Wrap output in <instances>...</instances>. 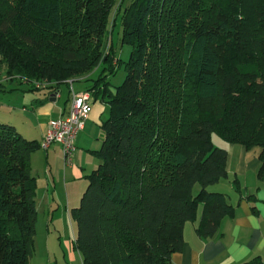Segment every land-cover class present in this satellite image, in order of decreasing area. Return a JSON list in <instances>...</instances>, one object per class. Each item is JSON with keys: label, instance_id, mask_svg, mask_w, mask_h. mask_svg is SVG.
Wrapping results in <instances>:
<instances>
[{"label": "trees", "instance_id": "16d2710c", "mask_svg": "<svg viewBox=\"0 0 264 264\" xmlns=\"http://www.w3.org/2000/svg\"><path fill=\"white\" fill-rule=\"evenodd\" d=\"M116 1L0 0V61L5 80L28 91L83 79V91L108 106L91 151L99 163L71 209L82 264H172L198 205L205 238L233 212L208 189L226 176L222 143L260 148L264 188V0L120 5L110 30L119 20L132 52L112 86L119 60L110 41L104 49ZM39 148L0 123V264H28L37 214L30 156Z\"/></svg>", "mask_w": 264, "mask_h": 264}, {"label": "crops", "instance_id": "0c3cea01", "mask_svg": "<svg viewBox=\"0 0 264 264\" xmlns=\"http://www.w3.org/2000/svg\"><path fill=\"white\" fill-rule=\"evenodd\" d=\"M5 82V78L0 81V88ZM90 84L83 79H73L71 86L62 84L64 87L60 85L53 92L31 91L22 93L19 99L3 100L0 116L4 120L0 123L13 125L23 137L35 139L40 144L49 121L66 113L70 104V88L81 92ZM13 89H10V95L15 94ZM24 96H29L27 101ZM107 110V104L92 98L84 128L75 136V151L70 165H65L57 143L31 154L35 207L40 199L43 210L51 211V220L58 206L71 203L74 207L78 203V194L86 185L84 176L98 165L99 160L91 151L100 147V124ZM222 145L227 150L226 176L208 189L224 193L233 206V212L219 221L215 234L205 238L196 233L201 214V205H198L195 220L187 221L183 226L182 249L171 255L172 264H241L255 258L264 264V188L256 176L260 148L253 146L247 149L228 143ZM249 195L252 197L247 198ZM36 212L37 220L38 210Z\"/></svg>", "mask_w": 264, "mask_h": 264}, {"label": "rangeland", "instance_id": "374dc122", "mask_svg": "<svg viewBox=\"0 0 264 264\" xmlns=\"http://www.w3.org/2000/svg\"><path fill=\"white\" fill-rule=\"evenodd\" d=\"M131 0H117L115 6L112 8L108 20H107V44L105 45V52L108 49V44L113 47L115 52V58L119 60V66L117 67L113 75L108 76V81L112 86L121 84L126 76V63L128 62L131 52L132 44L122 40L123 28L119 20L113 30L111 31L112 22L118 18L121 6L127 5ZM6 65L0 61V81L6 78ZM9 77V76H8ZM77 76L76 78H81ZM61 87H64L62 85ZM16 91L14 95H10V89ZM5 91H0V103L8 101L13 97L19 99L22 97V93H31L27 91L28 85L25 83H19L18 80L13 82H5L4 86L0 88ZM29 96H24L26 101ZM0 120H4L0 116ZM214 144L219 146L217 141H220L216 135H213ZM86 187V185H85ZM83 187L80 195L78 194V203L74 207L64 203L58 206L57 212H54L53 219L52 213L43 210V204L39 201L37 203L36 211L38 210V218L35 222V235L34 241L31 245V255L28 260V264H82L81 257L76 248L74 247V238L77 233V225L74 218L71 215V209L79 206L80 197L83 191ZM67 208H66V207ZM69 207V210H68Z\"/></svg>", "mask_w": 264, "mask_h": 264}, {"label": "built area", "instance_id": "2783aa9c", "mask_svg": "<svg viewBox=\"0 0 264 264\" xmlns=\"http://www.w3.org/2000/svg\"><path fill=\"white\" fill-rule=\"evenodd\" d=\"M69 85L71 86V82ZM35 86L38 87L39 84L36 83ZM91 100L88 92H75L70 88L69 107L65 114L49 121L40 148L46 149L53 143L59 144L65 165H70L75 151V136L84 128L91 111Z\"/></svg>", "mask_w": 264, "mask_h": 264}]
</instances>
